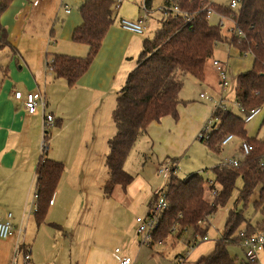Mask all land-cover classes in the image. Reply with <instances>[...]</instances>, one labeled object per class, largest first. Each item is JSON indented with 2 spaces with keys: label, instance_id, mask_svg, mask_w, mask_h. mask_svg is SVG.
Here are the masks:
<instances>
[{
  "label": "crops",
  "instance_id": "crops-1",
  "mask_svg": "<svg viewBox=\"0 0 264 264\" xmlns=\"http://www.w3.org/2000/svg\"><path fill=\"white\" fill-rule=\"evenodd\" d=\"M84 1L40 0L33 3V0H12L0 16L9 42L0 49L3 56L1 58L0 55V220H4L10 213L14 227L18 228L23 227L24 217H29L30 212L33 215L35 167L41 153L39 143L44 135L43 112L39 109L33 114L28 113L23 101L14 97V91L26 93L38 90L45 97L44 114L53 117L48 128L50 137L46 155L64 165L45 221L40 225L51 228L59 236L60 233H70V239H82V228L83 232L90 228L93 230L92 240L88 244L83 264H119L120 257L130 255L125 252L127 250L119 249L116 252L118 247L111 254L105 249L106 242L99 238L102 232L94 231L102 222V208L97 204L96 198L98 194L103 195L102 187L108 176L105 158L108 153L107 141L115 133L111 113L115 107L117 91L136 65L144 39L154 36L148 33L151 27L149 20L154 17L151 14L152 4L146 9L144 0H121L118 6H113V22L102 39L97 55L75 85L69 86L63 78H54L48 62L55 54L86 55L87 46L72 40L73 31L82 22L79 8ZM208 1L217 3L214 0ZM230 1L224 5L229 6ZM163 2L164 0L156 18L157 28L163 16ZM217 16L215 23H220L223 27L225 21H228L229 25L225 28L230 33L234 31V23L230 18L219 14ZM142 17H145L147 26L142 34L120 26L122 18L137 20ZM220 43L227 48L225 58L215 55ZM236 54L240 52L235 46L225 41L216 43L212 57L206 63L204 79L198 81L191 76L184 78L177 106L178 118L167 115L152 122L146 133L137 139L133 149L136 147L137 154L152 159L156 165L155 171L165 161L179 164V158L186 147L194 142L196 134L214 111V102L199 96L204 91L214 99L221 95V83L213 65L214 60L227 63L231 86L223 94L228 107L230 102L235 101L236 78L251 67L249 63L252 64L253 60L251 54V60L247 64L240 65L239 59H234L238 66L233 71L228 59ZM233 73H236L235 77ZM191 89L196 94H190ZM257 116H263L264 123V103L255 117ZM55 120L60 121V126H53ZM133 149L129 155L133 154ZM238 151L240 152L239 146ZM129 155L124 163L126 170ZM192 172L195 171L187 170L184 177ZM167 176L169 182L171 175ZM136 178L129 184V188L135 182L144 181L142 175H137ZM159 192H162V187H158L152 194L149 185L148 194L143 196L148 203V211L152 199ZM206 240L209 238L203 241ZM203 241L194 247L197 248ZM146 243L151 245L149 241ZM80 247L82 248V244ZM15 249L14 237L0 239L1 263L8 264ZM139 252L140 250L137 253ZM209 252H201L199 256ZM179 256L181 260L188 257L186 254ZM149 257L152 258L153 254ZM134 258L140 261L137 256ZM31 262L39 264L38 260L34 261L32 254Z\"/></svg>",
  "mask_w": 264,
  "mask_h": 264
},
{
  "label": "trees",
  "instance_id": "trees-1",
  "mask_svg": "<svg viewBox=\"0 0 264 264\" xmlns=\"http://www.w3.org/2000/svg\"><path fill=\"white\" fill-rule=\"evenodd\" d=\"M152 1L144 0L146 9ZM11 2L0 0V16ZM113 6L114 0H85L81 4L82 22L73 31L72 40L86 45L87 53L84 56L55 54L48 62L54 78H63L73 86L88 70L113 22ZM174 7L178 11H173ZM209 9L230 18L236 31L232 30L227 36L220 23L209 22ZM161 11L163 16L159 28L151 39H144L136 65L117 91L111 113L115 133L107 141L105 164L108 176L102 187L103 195L109 198L115 186L125 189L132 182L133 175L124 169V163L137 139L146 133L152 122L167 115L178 118L177 106L184 78L191 76L202 81L216 43L225 41L235 46L240 54H251L253 60L251 67L241 72L235 82L234 102L239 103L242 112L234 103L239 114L227 105L226 108H215L205 141L210 150L218 151L222 139L233 134L240 141L245 140L252 145V150L239 156L236 166L226 163L213 166L212 178H205L198 172L184 178L171 175L164 191L167 207L149 242L151 245L164 242L172 236L185 239L187 247L196 246L206 237V220L228 203L236 189V180L241 178L242 186L238 189L234 206L229 209L212 250L200 255L193 264H258V261L245 257L237 261L227 247L241 244V231L245 235L264 232V139L248 135L243 118L251 109L264 103V0H239L236 8L208 0H164ZM8 44L6 28L0 21V49ZM53 126H60V121L55 120ZM49 137L50 133L46 131L45 141ZM63 171V163L47 157L46 149L40 153L35 167L34 188L37 198L33 215L37 225L45 221ZM258 185V198L253 207L254 213L259 211L262 217L251 222L252 216L247 218L243 209L237 206H246ZM154 197L150 206L157 196Z\"/></svg>",
  "mask_w": 264,
  "mask_h": 264
},
{
  "label": "rangeland",
  "instance_id": "rangeland-1",
  "mask_svg": "<svg viewBox=\"0 0 264 264\" xmlns=\"http://www.w3.org/2000/svg\"><path fill=\"white\" fill-rule=\"evenodd\" d=\"M214 1L224 5L228 3L229 0ZM161 4L162 0H153L152 2L151 14H153L154 18H150L149 20L151 27L148 31L151 36H153L158 27L156 18H158V12H160L159 6H161ZM217 20V14L212 12L209 15V22L215 23ZM228 25V21H225L222 27L224 34L227 36L230 34L228 29L225 28ZM226 51L227 48L220 43L216 47L215 55L225 58L227 55ZM0 55L2 58L1 52ZM234 59H239L240 65L244 63L247 64L251 60L249 53L233 55L228 59L229 64L232 63L233 71H235L238 66L235 64ZM249 65H251V63H249ZM232 75L235 77L236 73ZM190 94L196 93L191 89ZM229 105L235 113L239 114L233 102H230ZM262 119L263 116L262 118L257 116L245 123L248 135H257L259 138L264 139V123ZM47 131L50 132V129ZM239 142V139L235 137L228 144L222 145L218 151H214L209 149L205 140L200 141L196 138L190 146L186 147L183 155L179 158L176 177L184 178L185 172L190 170L202 174L205 178H212L213 166L224 163L233 156L235 158L240 156V152L238 151ZM39 144H41V142ZM135 149L137 148L135 147L133 149V154L129 155L126 164L129 171L124 169L133 175L132 182L134 179H137V175L140 177L142 175L144 181L135 182L130 188V185H128L125 189L117 185L109 198L98 194L96 201L97 204L100 205L99 207L102 208V222L100 226L97 227V230L94 231L98 233L100 231L102 232V236H98L102 242H106L104 244L106 246L105 249L111 254L114 253V248L118 247L121 251L127 250L125 252L129 254L131 258L137 256L143 264H193L194 260L199 257L201 252H209V250L212 249L213 241L219 237L227 213L230 208H233L238 189L242 186L241 178L236 180V189L233 191L232 197L228 203L223 208H219L206 220L208 226L206 236L209 240L203 241L196 248L187 247L185 239L183 238L176 239L169 236L164 242H154L152 245H148L143 241L144 234L137 233L138 224L135 218L136 216H145L148 213V203L143 196L148 194L149 185L152 188V194L158 187H162V191H165V187L168 184V176L158 174L157 171H155L156 165L152 159L148 156L137 154ZM146 184H148V186H146ZM259 187L258 185L255 188L246 206L243 204H238L237 206V208L243 209L245 216H248L247 218H249V215L252 216L250 219L251 222H255L262 217L259 211L254 213L253 207V202L258 198ZM207 197L209 198L208 194ZM33 217L34 215H32L31 212L29 217H24V230L21 240H24L23 242L28 246L31 245V254L35 262L38 260L39 264H83V260H85L88 253V244L91 242L90 239L92 240V229L86 228L85 232H83L82 228V239L80 237L70 239V233H60L61 236H59V234L55 233L51 228L37 225ZM52 233L56 236H53ZM80 244H82V248ZM227 249L231 256L237 258V261L244 258L243 246L239 244H230ZM138 250H140L139 254L137 253ZM151 254H153L152 258L149 257ZM179 254L183 256L186 254L188 257L187 259L183 258L181 260ZM13 257L14 254L12 251L11 261L8 264H12ZM0 264H4L1 263V259ZM17 264H21V255L18 256ZM258 264H264L263 254H261Z\"/></svg>",
  "mask_w": 264,
  "mask_h": 264
},
{
  "label": "built area",
  "instance_id": "built-area-1",
  "mask_svg": "<svg viewBox=\"0 0 264 264\" xmlns=\"http://www.w3.org/2000/svg\"><path fill=\"white\" fill-rule=\"evenodd\" d=\"M40 0H33V3H37ZM121 0H115L114 6H118ZM239 5V0H231L229 3L230 8H236ZM69 11V9H66ZM173 11H178L177 7L173 8ZM212 11L209 9L207 11V16H209ZM120 26L128 31L142 34L147 29L145 24V17L139 18L137 20H131L122 18L120 19ZM236 31V29L234 30ZM238 33H240L238 31ZM213 65L218 72L220 83H221V95L218 99H214V97L208 92L204 91L200 93V98L204 100L213 101L215 104V108H226V96L223 94L225 90L229 89L231 86V81L228 74V66L227 63L221 62L219 60H214ZM51 69V68H50ZM14 97L18 100H22L23 104L28 113L33 114L37 112V110L41 109L43 114V139L40 144L41 152L44 149H47V141H45V135L48 128L51 126L53 117L50 114H44V106H45V97L41 91L34 90L28 91L26 93H22L21 91H14ZM234 105L239 108L242 112V108L239 103L233 102ZM260 111V107H256L251 109L246 115L243 116L246 122L251 121ZM213 120L209 118L207 122L202 126L196 138L198 140H205L208 137V132L210 131ZM235 137L233 134L226 135L221 144L226 145L230 141H232ZM240 149V157L247 155L252 150V145H250L247 141L242 140L239 144ZM239 157H231L227 159L224 163L236 166L238 164ZM177 165L175 163H170L169 161H165L161 163L157 168V173L160 175H174L176 173ZM36 198L37 194L34 191L33 199L34 203L32 206V213L36 208ZM167 207V201L165 192H159L157 194L156 199L152 203L148 213L145 216H136L135 221L138 224L137 232L144 234V242L149 241L151 233L155 231L159 225L160 217L162 216L165 208ZM23 227L20 226L15 228L11 221V214L8 213L7 217L4 220H0V239H8L10 237H14L16 240V249L14 251V257L12 260V264H17L18 256L21 255V264H32L31 262V248L27 244L21 242V236L23 233ZM239 236L242 238L241 246H243V254L247 260L250 261H258L263 254L264 251V232L252 233L250 235H245L243 231L239 232ZM207 237H204L206 239ZM116 252H119V248L115 249ZM119 264H143L141 261L131 258L129 256H122L118 259Z\"/></svg>",
  "mask_w": 264,
  "mask_h": 264
}]
</instances>
